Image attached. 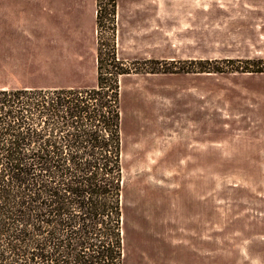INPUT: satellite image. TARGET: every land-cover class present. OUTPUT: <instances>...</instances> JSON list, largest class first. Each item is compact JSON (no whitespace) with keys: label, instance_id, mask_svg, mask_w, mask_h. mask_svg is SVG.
<instances>
[{"label":"rangeland","instance_id":"obj_1","mask_svg":"<svg viewBox=\"0 0 264 264\" xmlns=\"http://www.w3.org/2000/svg\"><path fill=\"white\" fill-rule=\"evenodd\" d=\"M97 48L123 264H264V0H0V87H92Z\"/></svg>","mask_w":264,"mask_h":264},{"label":"trees","instance_id":"obj_2","mask_svg":"<svg viewBox=\"0 0 264 264\" xmlns=\"http://www.w3.org/2000/svg\"><path fill=\"white\" fill-rule=\"evenodd\" d=\"M96 58L92 87H0V264H123L128 71Z\"/></svg>","mask_w":264,"mask_h":264},{"label":"bare ground","instance_id":"obj_3","mask_svg":"<svg viewBox=\"0 0 264 264\" xmlns=\"http://www.w3.org/2000/svg\"><path fill=\"white\" fill-rule=\"evenodd\" d=\"M227 219V218H226ZM225 221V220H224ZM190 223V222H189ZM187 227V226H186ZM189 227V226H188Z\"/></svg>","mask_w":264,"mask_h":264}]
</instances>
